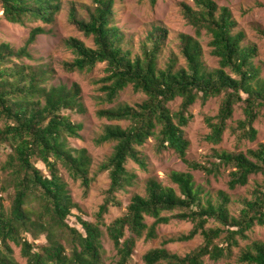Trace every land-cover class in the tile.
Masks as SVG:
<instances>
[{"label": "trees", "instance_id": "trees-1", "mask_svg": "<svg viewBox=\"0 0 264 264\" xmlns=\"http://www.w3.org/2000/svg\"><path fill=\"white\" fill-rule=\"evenodd\" d=\"M90 1L86 17L79 16L72 6L68 18L91 38L93 46L76 37L67 38L65 44L73 58L64 61L63 68L83 72L104 63L105 75L98 82L109 103L127 86L145 96L135 105L97 111L98 117L128 121V125L107 124L95 139L98 145L110 141L114 145L97 169L108 172L109 184L93 221L80 215L81 209L72 200L57 167L59 163L87 193L93 180L89 176L90 156L85 148L68 144V138L79 136L82 125L64 113L83 111L81 88L77 83H51L52 71L45 63H22L32 58L30 46L38 35L47 33L42 25L54 22L60 2L0 0L2 17L7 22L42 24L30 28L17 48L0 42V146L9 150L0 166V264H19L12 256L11 244L20 248L26 264H101L104 233L116 251L114 264H129L137 242L155 239L157 226L173 219L188 221L192 227L148 249L142 255L144 264H203L205 258L230 259L234 248L240 249L239 254L235 263L227 264H264V241L252 240L240 247V241L248 240L255 226H264V143L238 152L213 149L203 164L186 159L189 141L184 135L192 118L190 107L197 101L205 104L219 97L216 114L205 117L209 128L205 140L217 145L227 129L238 142L256 139L254 123L264 116V78L255 62L256 45L244 41V32L236 29L237 23L226 6H218L214 0H195V7L181 2L180 12L195 34L204 31L209 35V52L217 59V66L208 68L200 42L180 33L178 50L185 64L177 66L176 57L170 55L160 67L158 60L167 37L164 27L153 25L139 42L138 50L133 51L131 40L114 23L115 6L122 0ZM149 2L154 6L156 0ZM259 31L264 35L263 30ZM176 98L180 102L172 111L169 103ZM236 108L243 117L233 127L228 121ZM151 137L157 152L173 150L193 170L217 176L221 167L230 169L227 187L231 190L246 186L251 175H260L261 181L238 200L237 213L232 214L225 191L206 195L195 185L190 172L171 171L169 179L176 188L150 177L145 194H133L125 211L106 222L109 207L120 205L117 193L132 186L136 179V174L126 168L127 161L146 169L138 147ZM2 193L9 199L8 206ZM146 218L152 222L147 224ZM196 235L202 241L183 255L164 247Z\"/></svg>", "mask_w": 264, "mask_h": 264}, {"label": "rangeland", "instance_id": "rangeland-1", "mask_svg": "<svg viewBox=\"0 0 264 264\" xmlns=\"http://www.w3.org/2000/svg\"><path fill=\"white\" fill-rule=\"evenodd\" d=\"M218 6H226L236 21V29L245 34L246 43H254L257 47V56L255 62L261 67L260 76L264 78V35L259 31H264V0H214ZM60 11L55 17L52 24L42 25L41 23H28L26 26L7 22L2 17V8L0 5V42H8L14 47L21 46L27 38L30 28L42 25L47 29V33L40 34L36 37L34 43L30 46L32 54L31 59H23L24 64L45 63L51 69L50 82L53 84H65L67 86L77 83L81 88V102L83 104L82 112H64L73 122L80 123L82 129L78 137L68 138V144L74 148H85L90 156L91 163L89 166V176L93 178L87 193L83 191L79 181L73 180L68 176L67 171L58 163L57 167L62 180L66 183L72 200L77 203L81 209L80 215L88 220H94V213L97 211L99 204L103 201L105 190L109 184L107 171L98 172L100 163L106 160L113 149L114 142H105L96 144L95 139L103 132L107 124H117L121 127L128 125V121H110L104 117H98L99 109L116 107L118 105L128 104L135 105L141 102L145 96L140 92H135L131 86H127L109 103L105 100L104 93L100 90L101 83L98 80L105 75L104 63H98L92 70L83 72H69L63 68V62L73 58V53L66 46L65 40L69 37H76L84 41L88 46H93L91 38L85 37L68 18L69 10L73 6L77 14L86 17V8L91 6L90 0H59ZM185 2L195 7V0H156L152 6L149 0H122L115 6V24L125 33L126 38L131 40L133 51L138 50V45L144 39L147 32L153 25L162 26L167 30V37L163 52L158 60L160 67L164 66L165 61L170 55L177 59V66H183L184 59L178 50V35L180 33L188 34L195 37L203 49V61L208 68L217 66V59L210 54L208 41L209 35L204 31L199 36L195 34L194 28L187 24L183 18L179 4ZM219 97L209 99L205 104L197 101L190 107L192 118L184 128V135L189 141L186 151V159L199 163H207L213 149L217 151L225 150L228 152L245 151L247 148H255L258 143H264V116L255 121L254 127L258 133L254 141L244 139L237 141L235 135L227 129L222 141L213 145L205 140L209 128L205 122V117L214 116L218 109ZM180 102L179 98L169 103L172 111L176 110ZM242 111L236 108L232 119L228 121L230 126H235L236 121L242 118ZM141 156L146 162V169H141L136 163L128 160L126 168L136 174V179L132 186L127 187L124 191L117 193V199L120 201L119 206H110L106 214L105 221L109 222L116 216L125 211L130 197L137 193L145 194L146 181L150 177L156 178L162 185L176 188L169 179L171 171H188L193 175L194 183L199 186L203 193L212 195L218 191H225L230 197L229 208L232 214L237 213L239 206L238 200L248 195V191L254 186L255 182L261 181L260 175H251L249 183L246 186H238L235 189L227 187L228 171L221 167L217 176L206 175L203 171L193 170L184 163L173 150H164L157 152L155 139L149 138L141 147H138ZM8 148L0 146V166L6 159ZM39 166H42L38 163ZM1 177V175H0ZM5 197L4 204L9 205V199ZM71 222L75 223L74 217ZM151 218H146V223L150 224ZM212 226L213 223H209ZM192 227L188 221L171 220L167 224H160L156 228L157 237L150 240H139L135 246L132 259L129 264H144L142 255L150 248L160 246L161 242L168 238L177 237L187 233ZM252 240L264 241V226H255L249 232V239L240 241V247H244ZM202 241L200 235H196L189 241H175L164 245L171 252L183 255ZM12 256L19 264H26L25 259L20 254V248L11 244ZM102 263L114 264L116 260V251L106 234L102 237ZM239 248H234V256L230 259H220L213 261L208 258L204 259L203 264H227L235 263L239 254Z\"/></svg>", "mask_w": 264, "mask_h": 264}]
</instances>
